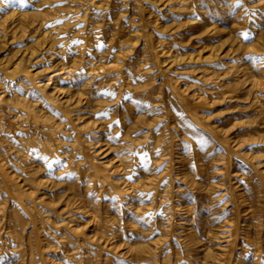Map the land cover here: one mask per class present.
Masks as SVG:
<instances>
[{"label": "rangeland", "instance_id": "374dc122", "mask_svg": "<svg viewBox=\"0 0 264 264\" xmlns=\"http://www.w3.org/2000/svg\"><path fill=\"white\" fill-rule=\"evenodd\" d=\"M0 264H264V0H0Z\"/></svg>", "mask_w": 264, "mask_h": 264}, {"label": "snow or ice", "instance_id": "6c2138e0", "mask_svg": "<svg viewBox=\"0 0 264 264\" xmlns=\"http://www.w3.org/2000/svg\"><path fill=\"white\" fill-rule=\"evenodd\" d=\"M245 38L247 39V36Z\"/></svg>", "mask_w": 264, "mask_h": 264}, {"label": "bare ground", "instance_id": "6f19581e", "mask_svg": "<svg viewBox=\"0 0 264 264\" xmlns=\"http://www.w3.org/2000/svg\"><path fill=\"white\" fill-rule=\"evenodd\" d=\"M147 250V249H146Z\"/></svg>", "mask_w": 264, "mask_h": 264}]
</instances>
